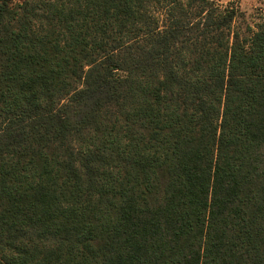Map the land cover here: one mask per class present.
I'll return each mask as SVG.
<instances>
[{
    "label": "trees",
    "instance_id": "trees-1",
    "mask_svg": "<svg viewBox=\"0 0 264 264\" xmlns=\"http://www.w3.org/2000/svg\"><path fill=\"white\" fill-rule=\"evenodd\" d=\"M234 16L0 0V264H264V21Z\"/></svg>",
    "mask_w": 264,
    "mask_h": 264
},
{
    "label": "rangeland",
    "instance_id": "rangeland-1",
    "mask_svg": "<svg viewBox=\"0 0 264 264\" xmlns=\"http://www.w3.org/2000/svg\"><path fill=\"white\" fill-rule=\"evenodd\" d=\"M17 1V0H13ZM215 5L223 8L229 5L235 11L232 21V29L238 31L241 37L255 31L258 25L264 21V0H213ZM150 12L161 19L163 9L150 7Z\"/></svg>",
    "mask_w": 264,
    "mask_h": 264
}]
</instances>
